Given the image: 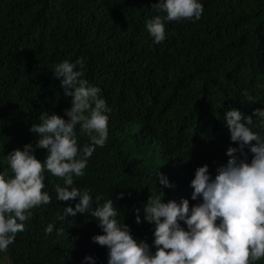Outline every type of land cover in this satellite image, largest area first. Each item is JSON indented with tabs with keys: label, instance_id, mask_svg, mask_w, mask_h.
<instances>
[{
	"label": "trees",
	"instance_id": "16d2710c",
	"mask_svg": "<svg viewBox=\"0 0 264 264\" xmlns=\"http://www.w3.org/2000/svg\"><path fill=\"white\" fill-rule=\"evenodd\" d=\"M155 2L0 0V173L12 175L7 155L14 149L35 147L30 128L42 113L68 119L71 98L52 68L82 59L83 78L100 89L110 109L108 138L72 187L89 192L93 209L97 195L100 203L112 199L119 222L152 253L155 225L135 223V209L143 210L150 194L165 202H202L191 199L196 169L208 165L214 179L229 159L227 149L238 147L230 140L226 111L238 108L247 116L264 108V0H200L201 18L181 21H168ZM156 16L165 25L160 43L146 28ZM245 92L256 102L249 103ZM249 127L264 137L259 118ZM76 132L80 149L90 144L79 126ZM245 151L250 162L252 153ZM35 155L44 161L47 150ZM157 171L175 187L163 189ZM63 183L45 169L42 191L51 202L30 210L25 230L0 252V264H108V249L92 240L103 231L90 212L65 216V207H75L79 198L57 200L55 185Z\"/></svg>",
	"mask_w": 264,
	"mask_h": 264
},
{
	"label": "clouds",
	"instance_id": "9594fccd",
	"mask_svg": "<svg viewBox=\"0 0 264 264\" xmlns=\"http://www.w3.org/2000/svg\"><path fill=\"white\" fill-rule=\"evenodd\" d=\"M153 7L165 12L168 21L199 20L203 13L200 0H156ZM146 28L156 43L165 39L160 16L149 19ZM83 66V60L78 59L64 60L52 68L64 95L71 98V107L64 110L68 119L55 112L42 113L40 123L30 128L36 134L35 147L29 143L7 155L12 175L0 173V252H6L16 235L25 230L23 222L31 216L33 207L51 202L50 195L42 191L46 169L64 182L63 186L55 185L57 200L79 198L75 207H65V216L90 212L97 220L103 234L92 240L108 249V264H253L264 258V137L249 127L253 117L264 123V108H256L247 116L238 108L226 111L224 121L230 140L238 147L227 149L229 159L216 169L214 179L208 165L196 169L190 184L191 199L202 198V202L190 205L186 198L165 202L159 195L150 194L143 210L135 209V223L146 220L155 225L156 251L152 253L147 242L134 238L129 226L119 222L112 199L100 203L102 197L97 195L93 209L89 192L72 187L74 176L85 174L88 158L108 138L106 113L110 109L99 98L100 89L83 78ZM244 95L249 103L256 102L247 92ZM77 126L90 140L82 149ZM246 148L252 153L250 162ZM36 149L47 150L44 161L36 157ZM157 176L163 189L175 187L164 173L157 171ZM123 195L121 192L119 198ZM52 231L50 224L46 232Z\"/></svg>",
	"mask_w": 264,
	"mask_h": 264
}]
</instances>
